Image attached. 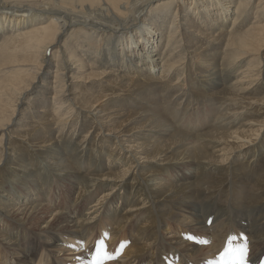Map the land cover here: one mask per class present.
Here are the masks:
<instances>
[{"label":"bare ground","instance_id":"1","mask_svg":"<svg viewBox=\"0 0 264 264\" xmlns=\"http://www.w3.org/2000/svg\"><path fill=\"white\" fill-rule=\"evenodd\" d=\"M181 26L192 35L179 43ZM0 133L6 264H35L40 250L36 264H93L99 234L124 254L118 264L153 248L147 264H208L187 260L197 245L173 251L157 238L161 227L187 237L167 220L182 221L171 212L190 201L264 204V0H0ZM225 219L208 227L220 259L230 237L246 245ZM257 221L243 236L264 264Z\"/></svg>","mask_w":264,"mask_h":264},{"label":"rangeland","instance_id":"2","mask_svg":"<svg viewBox=\"0 0 264 264\" xmlns=\"http://www.w3.org/2000/svg\"><path fill=\"white\" fill-rule=\"evenodd\" d=\"M254 1H256V0H253V4H254ZM176 4L177 3L175 2L172 5V8H175ZM177 5H179V3ZM182 17L183 16L179 17L178 18L179 20L177 22H180V18H182ZM213 18L214 17H212V19ZM185 19H186V17H185ZM181 21L184 22V18H183V20L181 19ZM174 28H175V25H174ZM183 28H188V26H185V27L184 26H181L180 28H178L180 31H178L176 35H180V37H179V40H180L179 43H182V36L192 35V33H190V32L188 33V30L186 32V29H183ZM181 29H183V31H181ZM184 31H185V33L183 35H181L182 32H184ZM70 32L71 31H69L68 35L70 34ZM68 35L65 36V38H67ZM181 48H183V49H181ZM180 50H183L184 51V45H183V47H178L173 52H178L177 55H179L180 52H182ZM60 51H61V49H60ZM139 51H140L139 54H141V50H139ZM85 53H87V54H85L84 57H88V56L91 57V56H94L95 55L96 50L95 51L88 50ZM59 54H60V59H63L64 58L63 52L61 51ZM48 57L50 59V54L48 55ZM192 60H194V58ZM51 62L54 65H52V63H51V65L45 67L46 64H43V68H45V70H47L49 72V74L45 75V77H44V78H47L46 82H50V81H53L54 80L50 76L53 75L52 72L56 69L55 68L56 58H53ZM63 71H65V70H63ZM40 72L41 73H39V75H42L43 74L42 73L43 71L41 70ZM71 74H72V72H69V76ZM41 78H42V76L40 77V79ZM41 83H43V81H41ZM34 85L35 86H39V88L36 89V91L38 92V95H40L42 93V91L39 92L38 90L41 89L42 86H40V84H38V79L34 82ZM73 91L75 92V89H73ZM163 97L164 96L159 95V97H156V101L154 100L155 103H157V106H158L159 110L162 113H164V108H163L164 106H162V105L165 102L164 100H162ZM27 102H28V99L25 98L23 100V103L20 105L21 110H23V108L26 107V103ZM67 104H69V102ZM56 105H58V104H56ZM142 105H146V104H142ZM182 106L184 107V104H182L181 107ZM87 110H89V109H87ZM32 111H36V112H34L35 116H33V120L35 121V120L38 119L37 118V115H39L40 113L38 112V109L37 110H32ZM75 112H76V109L72 112L71 117L75 114ZM21 117H22V113H20L19 115H16L15 116V121L18 124L20 123L18 120ZM24 120H28L29 121L28 118L27 119H24ZM43 120L44 121H48V120H51V119L44 118ZM24 124H27L28 125V123H24ZM79 124H80V122H79ZM32 126L33 125L23 126V127H25V128H27V127L32 128ZM59 126H60V124L59 125H54L52 127V130H50V132L48 133V135L49 136L50 135H53V132L56 131V130H58L59 129ZM18 127H19L18 125L14 124L13 125V132L16 133V130H17ZM23 127H21V129H23ZM67 127L68 128H72L71 125L69 127V124H67ZM66 129H65V131H66ZM92 129L94 131L95 125H94V127ZM42 131L44 132L45 129L42 128L40 132H42ZM67 132H65V133H67ZM0 135H1V133H0ZM14 136H17V135H14ZM12 140H14V139H12ZM2 149H3V147H1V150ZM258 173H259V170L256 172V175ZM224 192L225 191H223V193ZM228 192H230V191H228ZM223 195L224 194L219 195L218 198L215 195V197L213 199H210V198L207 199V198H205L202 201H200V203L199 202L190 201V202H188V205L185 204V205H187V207L186 206L185 207L182 206V208L179 207L177 210L175 209L176 212H177V214H175V212L172 210L171 214L177 215L178 217H180V220H182V221H178L177 219H175V220L174 219H171V220H167V222L168 221L170 222V225H171L172 228H174L173 226L178 227L179 228V231L181 229L186 230L187 231V237L182 238V233L175 232V231L172 232L171 229H169L170 230L169 231V230H165L164 227H161L162 230L158 234V238L157 239H159L161 237V240L163 241L164 246L169 247L173 251H175V250L176 251H180L181 248L183 250V248H185V246H189L190 248H192V246H194V245L196 246L197 245V248L192 252V254L190 253V256L187 257V260L192 261V260L196 259L197 261L200 260L199 262H204V261L205 262H208V264H211L213 262L214 263H217V264H224V263H221L222 262V259L216 258L215 254H213V252L211 251L212 248H213V245H211V244H215V237L210 235V232L208 231V227L210 228L211 226H213V224L217 223L222 218V216H223V218L224 217L226 218L225 221H224L225 223H227V222H228L227 224H232L233 223V225H235L234 227L237 228L240 232H242L243 235H248L250 232H252L254 226L256 224H258V221L257 220L259 219V217L262 214H264V204H263L262 207H258V208H255L254 210H252L251 207H246L245 204H242L240 206L237 205V207H236L235 205H232L229 201H227L226 202L227 205H226V209H225L224 206H222V202L220 201V200L223 199ZM221 214H223V215L220 216ZM227 217H228V219H227ZM194 220H195V222L193 223ZM202 226H204L205 228L202 227ZM99 235L95 236V239L93 241V245L96 244V249L99 250L100 249L99 242L100 241H103L104 242V245L106 246L107 252L114 257V259L109 260V262L107 264H111V263L112 264H118L117 262L118 261L120 262V260H121V258L123 257L124 254L123 255L122 254H118V251H117L118 250V245H116L114 248H109V247H112V245L110 244L111 243V240L108 241V239L105 238L106 236L103 235V234L102 235L99 234ZM243 235L241 236V242L247 245L248 244V241L245 239L246 237H244ZM253 235H256V234L254 233ZM189 237H194V239H189ZM45 239H48V238H45ZM131 240H133V239L129 238L128 241L130 243L128 242V244L125 246L124 250H127V246L128 245L130 246V244H133L131 242ZM201 241H207V243H201ZM50 242L53 243V244H55V245L58 244V242L56 240H53V239L50 240ZM112 242L117 244L118 243V239L117 240H114ZM223 247L226 250L227 247H226L225 244L223 245ZM202 249L204 251H202ZM124 250H122V251H124ZM162 251H163V249H161V252ZM197 251H199V252H197ZM86 252H87V254L89 253V251H86ZM185 252L187 253L188 251H185ZM196 252H197V255L194 256V254H196ZM40 253H41V250L39 251L37 258L35 259V264L37 263V260L39 258V254ZM44 253H45V250H44ZM62 254H63V252L61 254H59V256H61ZM146 254L147 255H145V260H143V263L142 264H147L148 263L147 261L150 260L151 258H153L154 260L159 258L158 255H157V253L154 252V248H153V250H150V252H148ZM2 255H3V253H2ZM2 255L0 254V264H2L3 262H4L3 264H6V262L4 261V258H2ZM248 255H249V251H248L247 256ZM67 256H71L73 258L75 255H70L69 254ZM223 256L224 255L221 252V257H223ZM46 258H47V264H48V258L49 257L46 255ZM172 258H173L172 256H169V257H166V258L164 256H161L160 259H159V261L157 262V264H169V260L172 261ZM204 258H206V259H204ZM216 259H217V261H216ZM13 260H14V258H13ZM253 261H255V260H251L250 261V259L247 257V264H254V263L257 264V262H258L257 260H256V262H253ZM66 262H67L66 264H72L73 263V261H69V260L66 261ZM105 262H104V264H105ZM152 263L154 264V261H152ZM178 263L179 264H182L184 262L183 261L181 263L180 262H177L176 264H178ZM91 264H92V262H91Z\"/></svg>","mask_w":264,"mask_h":264},{"label":"snow or ice","instance_id":"3","mask_svg":"<svg viewBox=\"0 0 264 264\" xmlns=\"http://www.w3.org/2000/svg\"><path fill=\"white\" fill-rule=\"evenodd\" d=\"M189 239H194V237H189ZM235 239L236 237L234 236L228 239L227 248L221 259L224 264H247L248 248L246 245L242 248H234L233 241H235ZM201 243H207V241H201ZM99 244L100 249L93 258V264H104L106 260L114 259V257L107 252L104 242L100 241Z\"/></svg>","mask_w":264,"mask_h":264}]
</instances>
